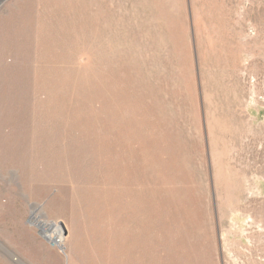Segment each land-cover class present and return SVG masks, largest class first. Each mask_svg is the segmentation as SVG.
Segmentation results:
<instances>
[{
	"label": "rangeland",
	"instance_id": "rangeland-1",
	"mask_svg": "<svg viewBox=\"0 0 264 264\" xmlns=\"http://www.w3.org/2000/svg\"><path fill=\"white\" fill-rule=\"evenodd\" d=\"M0 235L264 264V0H0Z\"/></svg>",
	"mask_w": 264,
	"mask_h": 264
},
{
	"label": "crops",
	"instance_id": "crops-1",
	"mask_svg": "<svg viewBox=\"0 0 264 264\" xmlns=\"http://www.w3.org/2000/svg\"><path fill=\"white\" fill-rule=\"evenodd\" d=\"M21 224V229L24 230L23 221ZM17 232L16 238H13V240H18L20 237L18 241H21L20 244L22 245L24 231L20 233ZM0 239L3 241V245H0V264H24L23 262L25 260H27L29 264H36L35 258L40 256V250L32 248L25 253L24 249L22 247L20 248L17 244L18 242L15 243L10 241L7 236L2 235H0ZM13 255L19 259H14Z\"/></svg>",
	"mask_w": 264,
	"mask_h": 264
},
{
	"label": "water",
	"instance_id": "water-1",
	"mask_svg": "<svg viewBox=\"0 0 264 264\" xmlns=\"http://www.w3.org/2000/svg\"><path fill=\"white\" fill-rule=\"evenodd\" d=\"M38 229H39V234L46 240L48 241L51 245L54 246V243L50 240V238L47 236V235H44V231H43V228H42V225L37 223V226H36Z\"/></svg>",
	"mask_w": 264,
	"mask_h": 264
},
{
	"label": "bare ground",
	"instance_id": "bare-ground-1",
	"mask_svg": "<svg viewBox=\"0 0 264 264\" xmlns=\"http://www.w3.org/2000/svg\"><path fill=\"white\" fill-rule=\"evenodd\" d=\"M41 225H42V224H41ZM42 226H43V228H47L48 225H47V224H44V225H42ZM50 227H51V226H50Z\"/></svg>",
	"mask_w": 264,
	"mask_h": 264
}]
</instances>
